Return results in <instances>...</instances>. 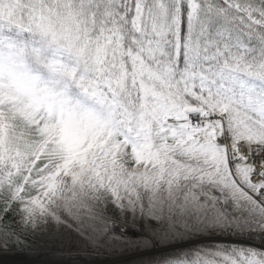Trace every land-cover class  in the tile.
I'll list each match as a JSON object with an SVG mask.
<instances>
[{"label":"snow or ice","instance_id":"1","mask_svg":"<svg viewBox=\"0 0 264 264\" xmlns=\"http://www.w3.org/2000/svg\"><path fill=\"white\" fill-rule=\"evenodd\" d=\"M264 264V0H0V256Z\"/></svg>","mask_w":264,"mask_h":264},{"label":"rangeland","instance_id":"2","mask_svg":"<svg viewBox=\"0 0 264 264\" xmlns=\"http://www.w3.org/2000/svg\"><path fill=\"white\" fill-rule=\"evenodd\" d=\"M0 264H19L17 258L12 257V255L0 256Z\"/></svg>","mask_w":264,"mask_h":264},{"label":"trees","instance_id":"3","mask_svg":"<svg viewBox=\"0 0 264 264\" xmlns=\"http://www.w3.org/2000/svg\"><path fill=\"white\" fill-rule=\"evenodd\" d=\"M12 257H14V256H12ZM14 258H16V257H14Z\"/></svg>","mask_w":264,"mask_h":264}]
</instances>
